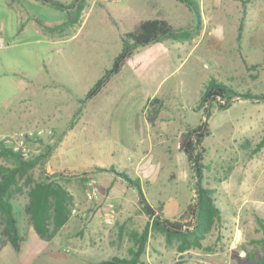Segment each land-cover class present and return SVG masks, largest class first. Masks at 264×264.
Segmentation results:
<instances>
[{
    "label": "rangeland",
    "instance_id": "rangeland-1",
    "mask_svg": "<svg viewBox=\"0 0 264 264\" xmlns=\"http://www.w3.org/2000/svg\"><path fill=\"white\" fill-rule=\"evenodd\" d=\"M198 3L196 18L177 0H86L80 21L70 25L65 8L36 0L26 18L10 9L9 0H0V119L5 103L7 116L12 112L3 133L51 129V135L29 141L31 155L51 147L44 166L49 173L70 175L66 184L74 202L68 222L46 241L25 215L26 196H15L14 215L25 240L19 252L7 244L0 264H93L128 257L132 234L146 227L145 264H256L264 258L256 242L264 236L257 221L264 223L263 100L238 95L227 109L210 106L201 184L211 189L220 218L199 246L180 251V239L152 229L137 190L111 171L138 178L137 160L146 155L140 164L152 174L141 181L145 198L153 206L163 203L166 218L181 219L197 195L176 142L180 129L206 118L202 92L215 79L238 93L264 94V0ZM149 18L190 29L192 37L137 48L101 91L83 102L113 64L122 34ZM153 98L162 101L158 117L174 119L179 130L167 131L166 147L153 145L149 151L147 141H157L155 129L145 135L132 129L139 116H151ZM24 107L38 111L22 114ZM93 191L98 196L89 198Z\"/></svg>",
    "mask_w": 264,
    "mask_h": 264
},
{
    "label": "trees",
    "instance_id": "trees-1",
    "mask_svg": "<svg viewBox=\"0 0 264 264\" xmlns=\"http://www.w3.org/2000/svg\"><path fill=\"white\" fill-rule=\"evenodd\" d=\"M40 1L56 9L65 8L67 15L71 16L70 25L80 21L82 10L86 5V0H72L68 6L60 3L59 0ZM177 1L185 4L196 18L199 16L198 0ZM66 26L67 24L61 25V27L44 28L53 30L57 29V27L62 29ZM21 27L22 24L19 28ZM191 37L192 32H190V29L174 28L171 23L163 18L140 20L133 29L122 34V47L114 58L113 64L90 87L85 94L83 102L93 96L95 97L105 84L109 82L110 78L125 66L137 48L168 38L188 40ZM238 95L244 98L255 97L264 102L263 93L260 95L238 93L218 80H211L209 86L202 92L200 99L201 105L204 106L206 118L193 127L186 125L180 133L179 150L186 155L187 164L195 177V192L197 195V198L187 205L186 210L182 214L181 219L187 217V221L167 219L163 213V204L153 206L148 203L138 178L131 179L127 173L109 169L122 177L130 188L137 190L138 204L151 220L152 229L164 231L168 239L171 236L180 239V251L188 250L192 246H199L201 239L203 240L207 236L215 221L220 218V209L215 205L211 189L204 188L201 184L204 178L206 143L211 135L207 117L210 106L214 103L219 104L222 109H227L233 98ZM161 104L162 101L159 98L152 99L150 104L152 107L151 116L149 115L148 117L150 123L155 122ZM73 121L69 122V126L73 124ZM50 152L51 147L47 146L39 154L32 153L30 157H23L11 149H0V252L7 244H10L15 249V252H19L22 248V242L25 240V236L19 233L20 230L14 215L12 199L15 196H26L25 215L35 230V234L43 240L48 241L54 237L71 216L74 202L72 193L66 184L70 175L64 172H47L44 165ZM83 174H87V172ZM257 221L264 234V223L259 218ZM148 235L149 230L147 227L142 233L132 234L134 247L130 248L128 257H112L109 260L103 259L93 264H145L141 256L146 252ZM256 242L264 253V236L261 239H256ZM256 264H264V258L257 259Z\"/></svg>",
    "mask_w": 264,
    "mask_h": 264
},
{
    "label": "crops",
    "instance_id": "crops-1",
    "mask_svg": "<svg viewBox=\"0 0 264 264\" xmlns=\"http://www.w3.org/2000/svg\"><path fill=\"white\" fill-rule=\"evenodd\" d=\"M35 1L36 0H9V5H10V9L11 10H14L15 12L19 13L21 16L25 15L26 18H27L28 17V10H29V8L32 7L31 5H33L35 3ZM157 1L160 2V0H157ZM21 28H23V27H21ZM21 28H19V29H21ZM152 96H155V95H152ZM160 97H166L167 98V96L164 95V94L160 95ZM23 101H24V99L21 100V103ZM165 102H167V101H165ZM4 107H5L4 117L2 119H0V135H4L3 132L5 131V129L6 128H9L11 126L10 125V119L12 117L11 109L8 110V116H7V108H8V106H7L6 103H5V106ZM37 111H38V108H37V110H34V107H32V108H29V107L26 108V107H24V108H22V110L20 111V113L33 115V114H36ZM0 115L2 116L3 113H0ZM139 117H140V119H138V121H139L138 122V125H136L135 126V129H132V130H140V131H142L143 135H145L146 132L149 133V131L151 129H155V132H157V133H155V134H157V136H156V140L157 141H155L154 144L150 142L151 139L149 141H147V144L149 146V151H150L151 146H153V145H157V146H161V147H163V145H164L166 147L167 136L169 137L167 131H170V130H173L174 129L177 132L179 130V127L178 126H176V127L173 126V123L175 122V120L174 119L173 120H169V122H168V117L163 118V117H158V115H157V118L155 119V122L154 123H150V121L148 120V117L147 118H144L142 116H139ZM179 132H182L181 129H180ZM178 142H176V148L177 149H179ZM164 151L166 152V149H164L163 152ZM133 153H135V152H133ZM137 154H141V153H137ZM145 157H146V155L145 156L142 155L141 158L139 160H137L138 163H136V167H135V171H136L135 174L137 175L140 183H141L142 179H144V177H146V179H147L150 176V174H152V172H150L142 164H140V162L142 160H144ZM105 172H109V171L106 170ZM186 207H185V209H186Z\"/></svg>",
    "mask_w": 264,
    "mask_h": 264
},
{
    "label": "built area",
    "instance_id": "built-area-1",
    "mask_svg": "<svg viewBox=\"0 0 264 264\" xmlns=\"http://www.w3.org/2000/svg\"><path fill=\"white\" fill-rule=\"evenodd\" d=\"M0 43L3 44V40L0 38ZM52 134V130H42V129H32L25 131H17L11 134L0 135V149L8 148L15 152H18L23 157H30L31 148L29 146V141L33 138H39L43 134ZM98 196L96 191L89 193V198H96ZM74 212V210H72Z\"/></svg>",
    "mask_w": 264,
    "mask_h": 264
}]
</instances>
